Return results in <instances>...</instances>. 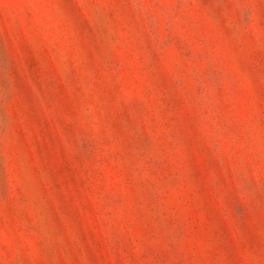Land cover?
<instances>
[{
    "label": "rangeland",
    "instance_id": "1",
    "mask_svg": "<svg viewBox=\"0 0 264 264\" xmlns=\"http://www.w3.org/2000/svg\"><path fill=\"white\" fill-rule=\"evenodd\" d=\"M0 264H264V0H0Z\"/></svg>",
    "mask_w": 264,
    "mask_h": 264
}]
</instances>
